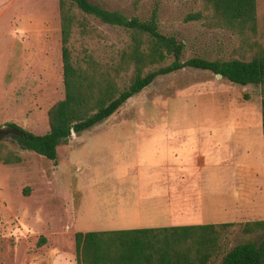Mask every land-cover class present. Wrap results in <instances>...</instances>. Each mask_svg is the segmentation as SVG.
Returning <instances> with one entry per match:
<instances>
[{
    "label": "rangeland",
    "instance_id": "374dc122",
    "mask_svg": "<svg viewBox=\"0 0 264 264\" xmlns=\"http://www.w3.org/2000/svg\"><path fill=\"white\" fill-rule=\"evenodd\" d=\"M91 2L142 21H149L157 7L159 31L184 43V61L194 57L227 60L236 57L240 46L228 31L207 26L200 0ZM195 13L204 18L187 22ZM257 15V41L264 47V0H257ZM87 23L95 34L86 40L99 60L117 57L131 42L130 33L123 28L93 17H87ZM83 41L80 35L75 36V56L82 51ZM129 82V76L125 77L122 87ZM263 96L260 86L239 87L211 72L186 68L159 77L106 122L73 136L58 148L57 165L33 152L20 151L22 163L0 164V264H78L75 234L96 231L81 218V204L89 195L86 189L82 191V180L118 178L130 171L135 161L128 151L135 148V129L251 126L256 130L250 129L249 137L257 141L264 137ZM64 97L59 0H0V127L14 123L42 136L49 131L48 110ZM103 127L122 130L101 133ZM239 147L233 154L229 149L220 152L226 160L239 163L222 167L224 174L229 185L244 190L246 202L258 206L262 213L264 194L257 185L264 183V151L253 142ZM115 149L119 156L122 153L121 158L112 154ZM108 194L104 195L105 204L111 197ZM248 220L251 217L228 222L236 225L228 236L229 248L260 242L264 237V233H242L240 226Z\"/></svg>",
    "mask_w": 264,
    "mask_h": 264
},
{
    "label": "trees",
    "instance_id": "16d2710c",
    "mask_svg": "<svg viewBox=\"0 0 264 264\" xmlns=\"http://www.w3.org/2000/svg\"><path fill=\"white\" fill-rule=\"evenodd\" d=\"M200 1L207 26L226 30L238 39L236 57L182 60L185 45L175 36L159 31L157 7L149 21H142L102 8L91 0H59L65 97L48 110L49 131L42 136L14 123L4 126L15 134L0 142V164H20L23 161L20 151H29L57 165L58 148L67 145L73 136L106 122L159 77L186 68L220 74L236 86H260L264 91V47L257 41V0ZM87 17L130 33L127 49L117 57L97 59L86 40L95 34ZM202 18V13H195L186 21ZM77 34L85 41L81 44L82 51L75 56L72 42ZM127 76L130 82L122 87L121 82ZM261 105L264 134V96ZM235 226L220 223L78 232L75 234L77 261L78 264H264V237L260 242L229 248L228 236ZM240 229L245 235L264 233V220L246 222Z\"/></svg>",
    "mask_w": 264,
    "mask_h": 264
},
{
    "label": "crops",
    "instance_id": "0c3cea01",
    "mask_svg": "<svg viewBox=\"0 0 264 264\" xmlns=\"http://www.w3.org/2000/svg\"><path fill=\"white\" fill-rule=\"evenodd\" d=\"M250 129L256 130L233 125L178 131L169 126L135 129V148L128 151L135 161L130 171L118 178L82 180V191L89 195L81 204V218L96 230L87 232L220 224L245 217H251L247 222L264 220V212L246 202L244 190L229 185L222 168L234 161L239 164L220 153L227 149L233 154L240 145L253 142L264 151V137L250 138ZM117 130L122 129L103 127L100 132ZM112 154L117 159L122 155L116 149ZM263 184L257 185L260 194H264ZM105 194L111 195L106 204ZM98 208V215L91 218Z\"/></svg>",
    "mask_w": 264,
    "mask_h": 264
},
{
    "label": "water",
    "instance_id": "95a60500",
    "mask_svg": "<svg viewBox=\"0 0 264 264\" xmlns=\"http://www.w3.org/2000/svg\"><path fill=\"white\" fill-rule=\"evenodd\" d=\"M218 78H222L220 74L217 75ZM15 134V132L11 129L2 127L0 128V142L11 139L12 135Z\"/></svg>",
    "mask_w": 264,
    "mask_h": 264
}]
</instances>
